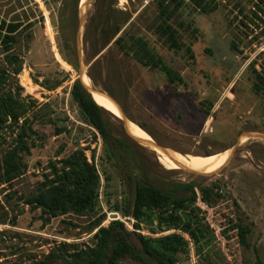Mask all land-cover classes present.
I'll return each mask as SVG.
<instances>
[{
    "label": "rangeland",
    "instance_id": "374dc122",
    "mask_svg": "<svg viewBox=\"0 0 264 264\" xmlns=\"http://www.w3.org/2000/svg\"><path fill=\"white\" fill-rule=\"evenodd\" d=\"M83 1L0 0V19L23 24L13 52L4 50L0 36V95L35 100L29 114L40 118L29 150L20 153L19 174L0 183V264H41L62 242L91 244L95 231L87 225L102 213V225L122 221L137 245L138 233H169H152L155 225L145 224L138 230L123 213L142 178L161 187L195 183L197 206L216 234L213 264H264V138L251 136L264 135V87L255 86L264 81V0H204L207 10L186 0L172 20L184 43L179 50L155 34L157 0H89L86 7ZM144 48L163 67L138 61L137 53L146 57ZM11 53L22 61L19 74L8 62ZM81 65L89 85L113 96L138 130L171 156L129 129L144 144L133 141L122 116L108 110L114 136L128 142L122 153L130 163L108 158L102 136L72 97ZM8 126L0 130V159L13 147L18 130L12 133ZM58 129L62 133L56 134ZM77 149H84L89 161L95 154L102 178L97 210L46 221L26 198L37 193L45 174H52L51 164L60 168ZM228 151V160V154L219 155ZM159 156L171 166L161 164ZM205 186L218 195L212 205L201 199ZM241 221L250 228L247 245L231 229ZM122 264L141 263L127 258ZM180 264H199L192 242Z\"/></svg>",
    "mask_w": 264,
    "mask_h": 264
},
{
    "label": "trees",
    "instance_id": "16d2710c",
    "mask_svg": "<svg viewBox=\"0 0 264 264\" xmlns=\"http://www.w3.org/2000/svg\"><path fill=\"white\" fill-rule=\"evenodd\" d=\"M190 1L199 9L207 10L209 7V3L204 0ZM185 3L186 0H157L158 15L154 22V31L170 49L179 50L184 46L172 20ZM22 27L23 24L19 20L7 22L0 19L1 43L6 52H13L14 46L20 40ZM143 52L146 57L141 58L137 53L136 59L144 66L163 67L162 60L149 48H144ZM7 59L14 66V74H19L22 68L19 55L11 53ZM262 85L264 81L255 86L261 89L264 87ZM71 93L84 119L102 136L108 158L124 161L126 157L122 149L128 147V142L114 136L106 117L109 111L96 102L79 78L74 82ZM36 105L35 100L27 101L13 94L0 95V130L7 125L12 128V133L18 129L15 132L13 147L0 159V183L19 174L20 153L29 150V141L38 134L34 126L40 118L37 114H29ZM60 133L62 130L58 129L56 134ZM92 159L89 161L84 149H77L61 160L60 168L51 164L52 174H45L44 180L38 184L37 193L26 198L30 209H40L46 221L50 217L68 213H94L99 204L102 178L95 163L94 153ZM128 163L126 161L125 164L129 165ZM136 175L137 172H132L131 177ZM216 196L218 195L212 187L205 186L201 189V199L204 202L212 205ZM198 198L199 192L194 182L161 187L142 178L136 181L133 202L126 204L123 213L135 220L133 225L138 230L145 224L148 227L155 225L152 233H169L159 236L138 233L137 245L122 221L113 220L107 226L102 225L105 219V214L102 213L87 225L89 232L95 231L91 244L62 242L41 264H122L127 258L141 264H180L182 257L190 253V242L199 257V264H213L211 246L216 234L210 224L205 222L202 210L197 206ZM231 229L236 230L240 241L247 245L249 226L241 221L231 226ZM223 231L225 232V229Z\"/></svg>",
    "mask_w": 264,
    "mask_h": 264
},
{
    "label": "bare ground",
    "instance_id": "6f19581e",
    "mask_svg": "<svg viewBox=\"0 0 264 264\" xmlns=\"http://www.w3.org/2000/svg\"><path fill=\"white\" fill-rule=\"evenodd\" d=\"M26 79H27V77H26ZM83 81L85 82V84L89 85V82L87 80H85V78H84V74H83ZM24 83H25V81H24ZM97 94L99 95V99L100 100L96 98V95ZM94 98H95L96 102L98 104H100L102 107H104L106 110H112L115 114H117L118 116H121V112H120L118 106L116 105V103L111 98L105 96L104 94H100V93H94ZM128 127H129L130 130L132 129L133 132L139 138H141L142 140H144V142L147 143L148 145L151 146L155 142L151 138H149L146 135L142 134L140 132V130H138V128L135 126V124L132 121H129L128 122ZM158 152H161V151H158ZM161 153H163V152H161ZM172 153L175 154V156H177V157L180 156V154H178L177 152H173L172 151ZM228 153H229V151L228 152H224V153H219V155L220 156H224V155H227ZM163 154H165V153H163ZM228 157H229V154L227 156V160H228ZM158 158H159L161 164H163L164 166H166V167H168V166L170 167L171 166V163L166 158H164L163 156H159ZM198 158H197V160H199L200 162H202V164H214L215 163L214 161H210V160H214V159L208 160L206 158H200V159H198ZM196 162H198V161H196Z\"/></svg>",
    "mask_w": 264,
    "mask_h": 264
},
{
    "label": "water",
    "instance_id": "95a60500",
    "mask_svg": "<svg viewBox=\"0 0 264 264\" xmlns=\"http://www.w3.org/2000/svg\"><path fill=\"white\" fill-rule=\"evenodd\" d=\"M88 3H89V0H85V2H84L85 7L88 5ZM83 19H84V15L81 16V22L83 21ZM77 50H78V56H79V59H80V62H81V56H80V32L78 33ZM83 74H84V73H83V68H82V65H81V67H80V80H81V83L83 84L84 88L86 89V91H87L89 94H91V95L93 96V98H94V93L104 94L105 96L111 98V99L116 103V105L118 106V108H119V110H120V112H121V116H122L123 121H124V123H125V127H126V131H127L128 136H129L133 141L138 142V143H140V144H144L143 141H141V139H139L138 137L134 136V135L130 132L129 127H128V122H129L130 120L128 119L127 115L125 114L124 110L122 109V107L120 106V104L117 102V100H116L113 96L107 94L106 92H104V91H102V90H100V89H98V88H96V87H94V86H89V85L85 84V82L83 81ZM94 99H95V98H94ZM251 136H255V137H259V138H264V135H260V134L251 135ZM151 147H153L154 150H156V151H161V152H163V153H165V154L171 156V154H170V152H169V149H168L167 147L163 146V145H160V144L157 143V142H154V143L151 145ZM232 153H233V152H232ZM231 155H232V154H231ZM188 170H189V169H188ZM193 172H197V171H193Z\"/></svg>",
    "mask_w": 264,
    "mask_h": 264
}]
</instances>
